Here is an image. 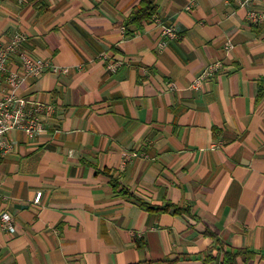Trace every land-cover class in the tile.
<instances>
[{"label":"crops","instance_id":"obj_1","mask_svg":"<svg viewBox=\"0 0 264 264\" xmlns=\"http://www.w3.org/2000/svg\"><path fill=\"white\" fill-rule=\"evenodd\" d=\"M242 1L0 0V42L70 69L17 90L52 113L5 136L0 264H264V3Z\"/></svg>","mask_w":264,"mask_h":264},{"label":"built area","instance_id":"obj_2","mask_svg":"<svg viewBox=\"0 0 264 264\" xmlns=\"http://www.w3.org/2000/svg\"><path fill=\"white\" fill-rule=\"evenodd\" d=\"M229 1V0H224ZM251 3H264V0H243L242 5ZM189 9V6L187 7ZM248 20L252 24H257L262 20V17L254 12L248 13ZM177 38V31L173 28H163L162 41L158 47H164L168 40ZM26 39L20 34H16L7 43L0 42V158L6 156L12 151V143L6 140L5 136L10 131H21L28 138L35 136L45 131V126L39 120V115L45 117L50 116L52 107L43 105L39 102H34L32 109L25 110V100L17 95V90L25 84L28 79L38 78L45 71L49 70L53 73L67 74L70 69L68 67H55L44 62L42 59L34 57L26 50L24 46ZM231 48L230 43L226 44L225 49ZM105 60L106 55H101ZM16 61L19 70H14L11 65ZM120 63H109L107 69L110 72H115ZM220 63L209 64L203 75L197 79L192 87L197 89L201 86L202 81L213 76L220 69ZM41 198V193H36L33 202L38 204ZM0 229L14 234L15 228L12 217L8 214L0 215Z\"/></svg>","mask_w":264,"mask_h":264},{"label":"trees","instance_id":"obj_3","mask_svg":"<svg viewBox=\"0 0 264 264\" xmlns=\"http://www.w3.org/2000/svg\"><path fill=\"white\" fill-rule=\"evenodd\" d=\"M155 10L154 0H141L140 7L132 12V21H142L153 15ZM115 187V185H113ZM167 210V209H164ZM223 264H234L233 256L225 255Z\"/></svg>","mask_w":264,"mask_h":264}]
</instances>
